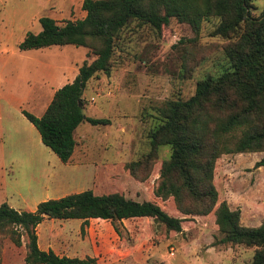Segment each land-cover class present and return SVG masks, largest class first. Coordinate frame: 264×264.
I'll return each instance as SVG.
<instances>
[{
	"label": "rangeland",
	"instance_id": "obj_1",
	"mask_svg": "<svg viewBox=\"0 0 264 264\" xmlns=\"http://www.w3.org/2000/svg\"><path fill=\"white\" fill-rule=\"evenodd\" d=\"M84 1L0 0V206L35 212L42 202L75 193H119L156 202L183 220L182 232L153 219L91 220L84 230L81 220L46 219L37 229L40 248L60 257L94 258L98 264H252L257 248L219 244L214 212L186 215L173 198L163 201L154 195L171 154L163 147L158 158H149L159 108L170 100L190 99L200 81L230 67L224 53L228 41L211 36L219 20L204 21L199 35L175 19L161 36L148 27L126 30L111 74L93 79L84 94L86 116L111 124L83 123L67 164L42 143L23 115L25 110L42 117L55 91L72 83L85 62L96 60L84 47L19 48L29 33L42 31L43 17L60 25L84 19ZM255 5L259 15L264 0ZM263 157L264 152L223 155L216 165L220 202L241 210L246 227L264 224V167L255 168ZM26 254V237L21 246L9 236L0 238V264H27Z\"/></svg>",
	"mask_w": 264,
	"mask_h": 264
},
{
	"label": "trees",
	"instance_id": "obj_2",
	"mask_svg": "<svg viewBox=\"0 0 264 264\" xmlns=\"http://www.w3.org/2000/svg\"><path fill=\"white\" fill-rule=\"evenodd\" d=\"M256 0H85L86 17L60 25L50 17L40 19L42 31L29 33L21 51L75 46L97 57L85 62L76 79L57 90L42 117L23 110L37 129L42 143L65 164L77 147L76 131L83 123L107 126L109 119L87 117L84 94L89 83L110 75L119 42L129 28L148 27L158 36L175 19L192 27L196 35L204 21L219 20L212 37L228 41L224 53L230 67L208 76L188 100H170L159 108L149 137L150 159L168 147L170 157L161 168L158 199L173 198L186 215L215 213L222 239L219 244L257 248L252 264H264V224L246 227L241 210L220 202L214 182L223 155L264 152V9L259 15ZM134 26V27H132ZM142 164L133 163L139 167ZM264 167V157L255 168ZM135 174V171H133ZM136 176V175H135ZM81 220L82 230L91 220L122 222L153 219L169 231L182 232L183 220L168 214L156 202H139L119 193L97 195L93 191L47 200L35 212L0 206V238L9 236L21 246L27 239V264H98L94 258L60 257L39 246L38 227L46 220Z\"/></svg>",
	"mask_w": 264,
	"mask_h": 264
},
{
	"label": "crops",
	"instance_id": "obj_3",
	"mask_svg": "<svg viewBox=\"0 0 264 264\" xmlns=\"http://www.w3.org/2000/svg\"><path fill=\"white\" fill-rule=\"evenodd\" d=\"M56 91H57V90H56ZM56 91H55V93H56ZM55 93H54V94H55ZM25 118H26V117H25ZM26 119H27V118H26ZM27 120H28V119H27Z\"/></svg>",
	"mask_w": 264,
	"mask_h": 264
}]
</instances>
